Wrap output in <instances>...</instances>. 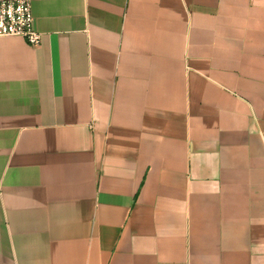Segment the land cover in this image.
<instances>
[{"label": "crops", "instance_id": "0c3cea01", "mask_svg": "<svg viewBox=\"0 0 264 264\" xmlns=\"http://www.w3.org/2000/svg\"><path fill=\"white\" fill-rule=\"evenodd\" d=\"M30 1L0 264H264V0Z\"/></svg>", "mask_w": 264, "mask_h": 264}, {"label": "built area", "instance_id": "2783aa9c", "mask_svg": "<svg viewBox=\"0 0 264 264\" xmlns=\"http://www.w3.org/2000/svg\"><path fill=\"white\" fill-rule=\"evenodd\" d=\"M0 37H22L29 45L40 46L43 34L34 27L30 0H0Z\"/></svg>", "mask_w": 264, "mask_h": 264}]
</instances>
